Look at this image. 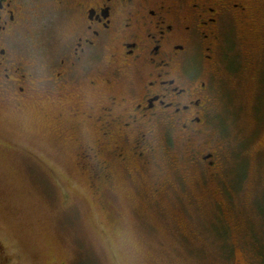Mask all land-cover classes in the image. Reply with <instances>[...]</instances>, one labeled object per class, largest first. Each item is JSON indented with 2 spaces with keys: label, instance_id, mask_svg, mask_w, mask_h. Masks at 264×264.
Wrapping results in <instances>:
<instances>
[{
  "label": "flooded vegetation",
  "instance_id": "af4514ba",
  "mask_svg": "<svg viewBox=\"0 0 264 264\" xmlns=\"http://www.w3.org/2000/svg\"><path fill=\"white\" fill-rule=\"evenodd\" d=\"M250 10L249 0H0V103L50 111L96 195L149 176L157 202L189 171L217 176L219 54L230 21L246 26Z\"/></svg>",
  "mask_w": 264,
  "mask_h": 264
},
{
  "label": "rangeland",
  "instance_id": "374dc122",
  "mask_svg": "<svg viewBox=\"0 0 264 264\" xmlns=\"http://www.w3.org/2000/svg\"><path fill=\"white\" fill-rule=\"evenodd\" d=\"M249 2L248 24L230 21L219 54L215 179L189 171L155 202L149 176L121 172L98 196L50 111L0 103V264H262L264 0Z\"/></svg>",
  "mask_w": 264,
  "mask_h": 264
},
{
  "label": "trees",
  "instance_id": "16d2710c",
  "mask_svg": "<svg viewBox=\"0 0 264 264\" xmlns=\"http://www.w3.org/2000/svg\"><path fill=\"white\" fill-rule=\"evenodd\" d=\"M258 255L260 257V260L262 262V264H264V252L262 250H258Z\"/></svg>",
  "mask_w": 264,
  "mask_h": 264
}]
</instances>
